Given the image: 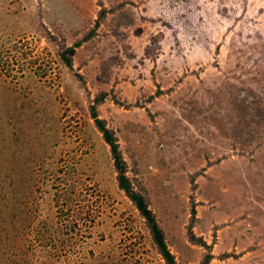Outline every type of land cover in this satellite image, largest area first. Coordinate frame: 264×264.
<instances>
[{
    "label": "rangeland",
    "instance_id": "rangeland-1",
    "mask_svg": "<svg viewBox=\"0 0 264 264\" xmlns=\"http://www.w3.org/2000/svg\"><path fill=\"white\" fill-rule=\"evenodd\" d=\"M20 41L55 69L0 67V264H166L93 118L104 94L178 262L209 252L195 207L210 264H264V0H0Z\"/></svg>",
    "mask_w": 264,
    "mask_h": 264
},
{
    "label": "trees",
    "instance_id": "trees-1",
    "mask_svg": "<svg viewBox=\"0 0 264 264\" xmlns=\"http://www.w3.org/2000/svg\"><path fill=\"white\" fill-rule=\"evenodd\" d=\"M107 16L106 10L102 11L101 17L97 21V26H101V19ZM82 46V41L77 42L73 46H67L59 52L61 60L70 68H74V58L76 56L77 50ZM18 53V55L16 54ZM54 60L41 58L35 55L33 48L29 46L27 41H20L12 44L11 46L6 43L0 42V67L3 72L7 75H12L15 67L21 66L23 69L25 66H32L35 68V73L42 77L47 78L51 71H54ZM105 96V94H104ZM98 98L96 104L93 105L92 115L96 121V124L100 131L103 133L104 139L111 146V151L113 158L115 160V166L119 173L118 180L119 185L122 190H124L127 196L133 201L136 207L141 212L142 216L145 218L146 223L151 231L154 243L160 253V255L165 260L166 264H180L177 260L175 253L171 250L168 243L167 235L162 227L156 212L151 207V200L147 194L146 188L138 190L135 188L132 179L128 176V163L125 159L123 151L120 146L119 139L116 132L108 127L107 121L102 119L98 112V105L105 101V97ZM60 198H58V201ZM198 211L194 207L193 209V221L190 227L192 238L206 246L209 252L206 254L204 260L200 264H210L215 258L213 251V246L210 245L205 239L197 237L194 233V225L197 220Z\"/></svg>",
    "mask_w": 264,
    "mask_h": 264
}]
</instances>
